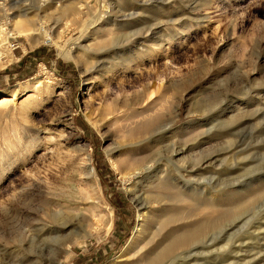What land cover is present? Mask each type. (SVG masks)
Masks as SVG:
<instances>
[{"label": "rangeland", "instance_id": "rangeland-1", "mask_svg": "<svg viewBox=\"0 0 264 264\" xmlns=\"http://www.w3.org/2000/svg\"><path fill=\"white\" fill-rule=\"evenodd\" d=\"M47 1L0 0L13 33L0 62V97L10 95L0 105V244L9 246L15 228L30 226L23 218L29 203L40 214L48 200L73 209L81 221L80 240L61 264L114 263L140 213L161 212L163 202L143 187L148 176L128 179L135 168L119 162L135 153L126 132L158 112L164 99L179 108L165 122L173 140L194 144L213 126L211 133L228 136H207L194 151L237 140L235 150L219 157L208 187H264V0ZM68 5L76 13L65 18L61 9ZM22 11L44 21L60 45L71 42V54L35 41L39 34L19 35L10 20ZM142 50L151 56L136 57ZM146 88L153 93L143 96ZM134 98L141 101L133 105ZM241 111L256 116L228 126ZM249 209L219 234V256L226 258L217 264H264V198Z\"/></svg>", "mask_w": 264, "mask_h": 264}, {"label": "bare ground", "instance_id": "bare-ground-1", "mask_svg": "<svg viewBox=\"0 0 264 264\" xmlns=\"http://www.w3.org/2000/svg\"><path fill=\"white\" fill-rule=\"evenodd\" d=\"M49 1L52 4L59 2L56 0ZM49 1L47 2L49 3ZM0 7L1 11L2 9L6 10V3H0ZM74 12L76 13L74 6H62L61 16L66 18ZM9 18V15H0V62L2 61L1 57L6 52L4 46L8 44V38L13 36L11 29H8L7 26ZM37 19H40V17ZM11 21L15 23L14 27L20 33L19 35L25 34L31 39L35 34H39L40 36L35 41L53 42L63 55L71 54L72 49H74L71 42L66 46L60 45L57 40H54L51 31L47 30L45 22L41 19L37 22L35 16H30L28 12H18ZM31 40H33V37ZM35 44L32 42V46ZM147 48L145 46V49ZM147 51L142 50L141 55L136 57L145 59V57L151 56ZM180 89L177 88L178 92H180ZM152 93L151 90L148 91L146 88L143 96ZM163 93L167 95L166 92ZM163 93L159 96L160 98H164ZM9 100L10 95L1 96L0 105L8 103ZM133 100V105L141 101L137 98ZM164 100L165 103H161L158 112L153 115L149 114L150 117L126 132L128 140H133L130 143L133 152L137 153L139 150L142 155L137 156L139 153L137 155L134 153V156L132 155L129 160L125 162L118 161L120 168L123 166L132 167L133 170L135 168L134 175L132 174L128 179L132 178L134 181L142 173L148 176V184L143 185V187L146 190L145 192L150 194L152 200L163 202L161 212L153 214L152 217L146 216L145 212L140 213V222L136 231L123 253L118 257V259L120 257H123V259L120 258V261L116 259L112 264H206L211 259L212 263L210 264H217V259L221 260L219 257L222 254L219 256V252L223 247L219 246V234L224 230L228 229V232L229 229L235 228L237 223L244 218L248 209L264 198V187L249 188L245 192L239 189L221 191V188L215 187L216 185H212V188L208 187L205 182L209 183L215 178L216 175L213 173H215L219 157L224 151L235 150L239 146L237 140H228L223 149L217 148L218 150H215L208 147L207 149L200 148L194 151L195 148L200 147L201 143L209 142V140L205 141L207 136L211 140L219 135L228 136V133L225 132L223 134L219 132V134L211 133L214 126L204 131L202 138L198 139L197 142L192 140L196 142L194 144L189 145L190 143L187 141L188 144L183 137L173 140L169 134L171 123L165 122L167 117L177 113L179 108L178 105L174 106L166 99ZM154 103L152 104L154 105ZM257 112L259 110L254 111L255 114ZM255 114L246 115L241 111L236 115L238 117L242 116L240 119L233 117V119L235 118L233 123L230 124V121H227L224 126H227L228 123V126L241 123L243 118H245L243 120L254 118ZM138 116L139 113L131 114L127 117V120H132ZM187 152L189 153L187 154ZM235 153L237 152H234V156ZM243 159L245 160L246 156ZM88 166L89 178L93 180L95 179L94 168L91 165ZM206 187L209 188L207 192L205 191ZM39 193L41 192L38 191ZM141 200L144 203L138 202V204L141 206V210L144 211L147 205L145 200L142 198ZM50 204L48 200L43 201L41 204L43 213L40 214L37 213V208L40 207L36 206L34 208V205L30 206V203L26 206L29 211L23 218L24 221L27 223L30 221L31 224L24 228L11 230L13 231L11 234H14L13 237L9 236L12 245L0 244V264L62 263V259L72 249L73 243L80 240V237H78L80 234L77 233V230L81 221L77 222L79 220H77L78 214L73 209L59 205L54 208ZM34 213H37V215L30 217ZM17 221L19 222V220ZM19 223H21V219ZM11 224L14 225L15 223ZM14 227L16 225L12 228ZM228 234L230 236V233ZM9 237L8 240H10ZM127 254L130 256L125 257ZM224 255H222L223 258L226 256ZM223 258L222 263L224 262Z\"/></svg>", "mask_w": 264, "mask_h": 264}]
</instances>
